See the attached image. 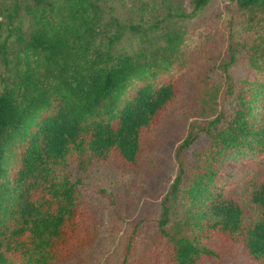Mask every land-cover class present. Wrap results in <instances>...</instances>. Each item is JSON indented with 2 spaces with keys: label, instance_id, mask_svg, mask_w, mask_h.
<instances>
[{
  "label": "trees",
  "instance_id": "16d2710c",
  "mask_svg": "<svg viewBox=\"0 0 264 264\" xmlns=\"http://www.w3.org/2000/svg\"><path fill=\"white\" fill-rule=\"evenodd\" d=\"M211 1L189 0L194 12ZM235 1L264 10V0ZM34 2L58 16H40L25 46L30 57L8 60L10 35L0 47L15 79L0 92V264H55L85 248L83 238H71L84 222L78 219L81 181L68 169L115 156L136 167L142 134L163 122L178 97L174 83L157 86L140 65L116 54L131 25L105 17L107 0ZM235 59L232 54L225 72ZM248 62L251 78L239 90L229 83L215 117L190 124L178 145V173L162 200L156 233L163 249L149 252L143 264H199L202 254L213 256L204 242L216 239L264 264V180L252 194L261 212L255 223L246 222L242 206L216 185L218 164L229 151L264 156V39L251 48ZM202 137L209 146L189 153ZM20 146L19 168L10 178L7 153Z\"/></svg>",
  "mask_w": 264,
  "mask_h": 264
},
{
  "label": "rangeland",
  "instance_id": "374dc122",
  "mask_svg": "<svg viewBox=\"0 0 264 264\" xmlns=\"http://www.w3.org/2000/svg\"><path fill=\"white\" fill-rule=\"evenodd\" d=\"M107 4L106 18L115 15L131 25L116 54L140 65L157 86L174 83L178 97L163 122L142 134L144 153L136 167L116 156L70 166L72 180L81 181L78 219L84 222L71 238H83L79 244L85 248L73 259L55 264H143L149 252L163 249L155 243L156 233L162 200L178 173L176 149L190 124L215 117L229 83L239 90L251 78L248 56L264 39V10L241 8L235 0H212L196 12L189 0H107ZM42 15L58 16L56 9L34 0H0V47L10 35L8 60L24 62L25 56L30 57L26 42L39 28ZM232 54L236 62L225 72L223 66ZM14 83L12 65L6 64L0 51V92ZM207 142L202 137L189 153L198 154L209 146ZM13 149L7 153L10 178L19 168L22 146ZM218 166L217 188L242 206L246 222H258L261 212L251 200L255 184L264 180V156L233 149ZM203 248L213 256L202 254L199 264H255L244 248L221 239L204 242Z\"/></svg>",
  "mask_w": 264,
  "mask_h": 264
}]
</instances>
